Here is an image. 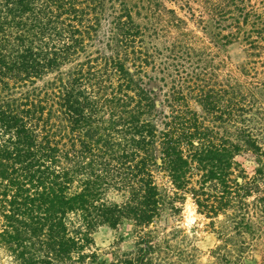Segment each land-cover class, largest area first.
Returning a JSON list of instances; mask_svg holds the SVG:
<instances>
[{
	"label": "trees",
	"instance_id": "obj_1",
	"mask_svg": "<svg viewBox=\"0 0 264 264\" xmlns=\"http://www.w3.org/2000/svg\"><path fill=\"white\" fill-rule=\"evenodd\" d=\"M251 130H264V0H0V244L19 264H155L157 220L187 194L217 219L225 259L264 231ZM124 221V253L89 249Z\"/></svg>",
	"mask_w": 264,
	"mask_h": 264
},
{
	"label": "rangeland",
	"instance_id": "obj_2",
	"mask_svg": "<svg viewBox=\"0 0 264 264\" xmlns=\"http://www.w3.org/2000/svg\"><path fill=\"white\" fill-rule=\"evenodd\" d=\"M188 28L197 30L192 20L187 19ZM228 56L230 68L235 69L236 64L242 59L240 49L231 47L222 53L221 56ZM168 80V77H167ZM162 82H157L152 86H157L158 106H162L163 91ZM165 89V87H163ZM199 110V107L193 103ZM257 138L258 144L264 148V130H251ZM236 159L241 163L245 171L251 176L257 166L255 154L248 149H243ZM155 182L164 196L173 195L172 185L166 173L159 167L154 171ZM117 198L115 194L111 195ZM181 211L170 216L157 220L160 232L158 247L155 252V264H264V231L255 229L248 235L242 246L237 244L227 245L228 249L225 259L216 256L214 249L217 244L222 243L219 237L217 219L212 223L211 218L206 217L197 211V207L189 194L182 204H178ZM223 218L222 215L219 216ZM264 226V222L262 223ZM132 226L124 221L117 228L111 229L106 225L96 227L92 232V243L89 249L97 252L108 262L113 259V255L124 253L128 244L131 243ZM123 238V239H121ZM243 250V255L236 259L237 249ZM0 264H19L9 252L0 244Z\"/></svg>",
	"mask_w": 264,
	"mask_h": 264
}]
</instances>
